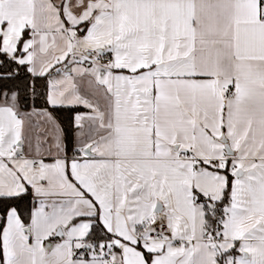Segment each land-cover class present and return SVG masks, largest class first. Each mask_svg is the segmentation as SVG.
Returning a JSON list of instances; mask_svg holds the SVG:
<instances>
[{"label":"snow or ice","instance_id":"obj_1","mask_svg":"<svg viewBox=\"0 0 264 264\" xmlns=\"http://www.w3.org/2000/svg\"><path fill=\"white\" fill-rule=\"evenodd\" d=\"M0 264H264V0H0Z\"/></svg>","mask_w":264,"mask_h":264}]
</instances>
